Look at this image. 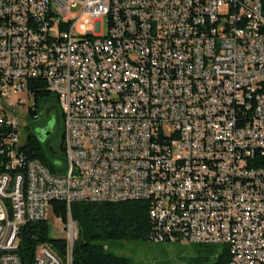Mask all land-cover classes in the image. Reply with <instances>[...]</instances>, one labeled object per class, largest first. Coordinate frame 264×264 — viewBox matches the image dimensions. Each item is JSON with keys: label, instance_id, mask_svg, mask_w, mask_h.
<instances>
[{"label": "built area", "instance_id": "1", "mask_svg": "<svg viewBox=\"0 0 264 264\" xmlns=\"http://www.w3.org/2000/svg\"><path fill=\"white\" fill-rule=\"evenodd\" d=\"M264 0H0V264L20 228L73 202L145 201L153 244L226 246L264 264ZM55 94L65 167L25 176L19 108ZM37 117V115L35 116ZM72 247L66 248L70 264ZM34 264H62L41 244Z\"/></svg>", "mask_w": 264, "mask_h": 264}, {"label": "trees", "instance_id": "2", "mask_svg": "<svg viewBox=\"0 0 264 264\" xmlns=\"http://www.w3.org/2000/svg\"><path fill=\"white\" fill-rule=\"evenodd\" d=\"M29 90L34 98V107L29 111L31 119H36L37 108L40 104L51 100L55 107L58 106L57 96L48 91L43 80H31ZM49 111V110H48ZM60 117L56 115V121ZM50 135V134H49ZM48 135V136H49ZM64 133L58 149V155L37 136L27 133L22 145L17 152L21 156L23 165L15 170L10 169L11 176L21 174L25 176V165L29 161H37L46 167L50 173L57 174L61 169L57 165L65 161L63 148ZM67 203L61 201L51 202L52 214L66 222L68 212ZM149 204L145 201H78L70 205L69 214L76 224L77 236L73 242L70 238L54 239L50 236V228L46 219L24 224L19 230V245L16 251L21 264L35 263V250L38 245L50 246L62 264H67L66 248L72 247L70 264H129L123 256L111 253L102 244L105 240H147L155 235L156 225L149 217ZM202 251L215 255L211 264H228L230 253L226 246L196 245Z\"/></svg>", "mask_w": 264, "mask_h": 264}, {"label": "rangeland", "instance_id": "3", "mask_svg": "<svg viewBox=\"0 0 264 264\" xmlns=\"http://www.w3.org/2000/svg\"><path fill=\"white\" fill-rule=\"evenodd\" d=\"M23 98L25 106L19 108L17 117L22 136L25 137L27 133L34 134L42 144L49 139L46 145L47 153L49 154L48 149L52 148L58 155L64 133V121L59 104L55 107L51 100L40 104L37 108V118L31 119L27 110L31 100ZM56 115L60 117L59 122L56 121ZM46 130H50L49 136H45ZM61 166L65 167L64 160ZM46 221L52 238L65 239V233L54 228L55 216L49 211ZM102 244L109 252L127 258L129 264H211L215 259V255H210L196 245L185 242L156 245L147 240H105Z\"/></svg>", "mask_w": 264, "mask_h": 264}, {"label": "bare ground", "instance_id": "4", "mask_svg": "<svg viewBox=\"0 0 264 264\" xmlns=\"http://www.w3.org/2000/svg\"><path fill=\"white\" fill-rule=\"evenodd\" d=\"M261 9H264V2H261ZM262 30H264V22H262ZM53 201H61L67 203V196H65L64 194H55L53 195ZM180 242H185V239L173 240V243ZM186 243L194 244V241H186Z\"/></svg>", "mask_w": 264, "mask_h": 264}, {"label": "water", "instance_id": "5", "mask_svg": "<svg viewBox=\"0 0 264 264\" xmlns=\"http://www.w3.org/2000/svg\"><path fill=\"white\" fill-rule=\"evenodd\" d=\"M50 134V132L49 131H47L46 133H45V136H48Z\"/></svg>", "mask_w": 264, "mask_h": 264}, {"label": "flooded vegetation", "instance_id": "6", "mask_svg": "<svg viewBox=\"0 0 264 264\" xmlns=\"http://www.w3.org/2000/svg\"><path fill=\"white\" fill-rule=\"evenodd\" d=\"M47 131H49V132H50V130H46V132H47Z\"/></svg>", "mask_w": 264, "mask_h": 264}]
</instances>
